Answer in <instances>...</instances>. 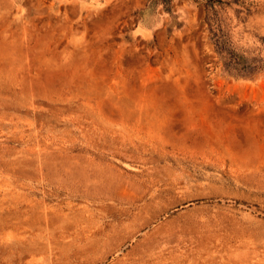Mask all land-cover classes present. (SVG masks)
Listing matches in <instances>:
<instances>
[{
  "label": "rangeland",
  "instance_id": "1",
  "mask_svg": "<svg viewBox=\"0 0 264 264\" xmlns=\"http://www.w3.org/2000/svg\"><path fill=\"white\" fill-rule=\"evenodd\" d=\"M0 264H264V0H0Z\"/></svg>",
  "mask_w": 264,
  "mask_h": 264
}]
</instances>
